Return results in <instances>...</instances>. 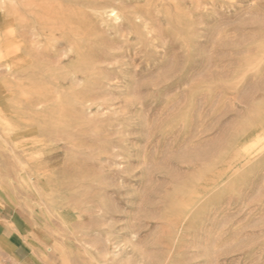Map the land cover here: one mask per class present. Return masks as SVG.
Returning <instances> with one entry per match:
<instances>
[{
    "label": "rangeland",
    "instance_id": "1",
    "mask_svg": "<svg viewBox=\"0 0 264 264\" xmlns=\"http://www.w3.org/2000/svg\"><path fill=\"white\" fill-rule=\"evenodd\" d=\"M0 264H264V0H0Z\"/></svg>",
    "mask_w": 264,
    "mask_h": 264
},
{
    "label": "crops",
    "instance_id": "2",
    "mask_svg": "<svg viewBox=\"0 0 264 264\" xmlns=\"http://www.w3.org/2000/svg\"><path fill=\"white\" fill-rule=\"evenodd\" d=\"M18 251H19V250H18V247H16V248L14 249V255H15V256L18 255V254H17Z\"/></svg>",
    "mask_w": 264,
    "mask_h": 264
}]
</instances>
